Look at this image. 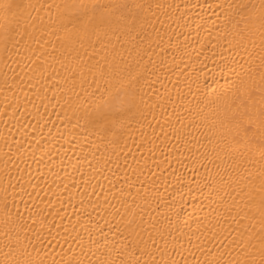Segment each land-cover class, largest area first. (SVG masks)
Here are the masks:
<instances>
[{
	"label": "bare ground",
	"instance_id": "6f19581e",
	"mask_svg": "<svg viewBox=\"0 0 264 264\" xmlns=\"http://www.w3.org/2000/svg\"><path fill=\"white\" fill-rule=\"evenodd\" d=\"M63 2L0 0V33L15 30L19 21L30 36H45L58 53L63 52L67 68L74 71L71 57L76 51L83 55V50L74 40L57 39L62 35L57 17L65 13ZM145 2L129 0L130 4ZM244 2L249 8L239 28L245 32L246 42H254L250 50L259 53L264 42V0ZM167 3L179 7L156 9L153 5L151 10H133L142 11L150 19L156 13L159 23H152L161 40L149 25L143 33L124 36L120 42L110 35L111 42H106V47L93 48L94 39L84 42L89 54L95 53L92 64L96 60L102 65L107 62L111 73L97 80L99 92L95 86L88 89L89 103L85 107L91 110L102 104L107 99L106 86L112 92L127 87L128 66H132V74H142L138 87L153 105L144 109L146 120L139 117L125 122L116 129V136L109 133L107 139L102 129L85 126V120L79 119L81 113L74 115L65 106L68 97L73 96L71 84L65 83L71 79L72 71L55 62L48 66V54L52 52L48 44L44 45L43 76L36 72L41 61L36 59L39 46L32 40L21 42L15 52L9 48L5 53L0 47V230H10L17 213L24 214L26 206L43 209L48 224L41 236L43 244L37 251L28 249V258L36 264H51L56 253L65 261L74 254L79 256L74 239L77 231L86 242L88 232L99 239L100 229L110 241H119V233L109 231L111 223H105L112 222L114 216L115 222L120 221L115 209L120 210L125 222L133 216L139 221L143 216L144 227L155 225L154 237L158 246L165 248L164 259L174 258L178 264L183 260L188 264H213L219 259V244L208 242L204 225L211 229L221 196L225 191L231 193L237 182L241 186L249 183L246 177L251 172L250 184L257 190L253 195L258 204L260 177L264 174L261 137L238 135L229 120L235 90L248 79V63L245 61L243 69L235 65V74L221 71L225 63L222 56H228L229 49L222 41L217 44L224 10L235 12L229 5L240 0ZM12 34L20 40L23 30ZM149 45L151 66L146 68L150 62L145 57L137 73L139 56L133 49L138 47L143 52ZM53 68L58 75H51ZM86 79L91 83L93 76L86 74ZM76 91H80L79 80ZM93 92L97 93L94 97ZM156 103L161 106L155 107ZM174 136L180 137L179 143ZM185 138H194V146L185 145ZM113 139L120 142L114 146L110 143ZM205 157H211L213 163L209 164ZM255 214L254 206L252 215ZM198 220L199 248L193 235ZM249 223L254 229L252 234L259 233V220L250 219L244 226ZM236 227L232 224V228ZM11 258L20 259L15 254Z\"/></svg>",
	"mask_w": 264,
	"mask_h": 264
},
{
	"label": "snow or ice",
	"instance_id": "6c2138e0",
	"mask_svg": "<svg viewBox=\"0 0 264 264\" xmlns=\"http://www.w3.org/2000/svg\"><path fill=\"white\" fill-rule=\"evenodd\" d=\"M153 5L156 9L179 7V5L167 3V0H146L145 3L131 4L129 0H64L62 7L65 9V13L57 17L62 35L57 36V39L74 40L83 50V55L80 54V51H76L75 55L71 57L74 62V71L67 68L63 52L58 53L56 46L52 45L45 36L39 38L30 36L28 28L21 25L19 21L15 30L6 29L0 33V47L5 53L8 52L9 48L15 52L18 51L21 42L27 43L29 39L32 40L39 46L37 51L40 53L36 57L38 61H41L36 72L39 76H43L45 74L44 45L48 44L52 48V52L48 54V66L52 67V62H55L72 71L71 79L65 83L71 84L70 91L75 100H73V96H69L65 101V106L74 115L77 112L81 113L79 119L85 120V126L96 128L98 131L102 129L103 137L107 139L109 133L116 136V129L122 128L125 122L139 117L146 120L147 116L144 115V109H151L153 105L149 103V100L145 98L138 87L142 74H132V66H128L127 87L121 86L112 92L106 86L104 92L107 93V99L91 110L85 107L89 103L88 89L95 86L99 92L97 80L106 79V73L109 75L111 73H109L107 62L102 65L100 60H96V63L92 64L95 53L90 55L85 49L84 42L89 41L91 43L94 39L96 43L91 45L93 48L97 45H105L106 47V42H111L110 35L115 38L116 42H120L124 36L143 33L149 25L156 32L157 40H161L162 37L156 30V25L152 23V20L159 23L156 13L153 12L150 19L142 11H133L145 8L151 10ZM49 7L52 5L50 4ZM219 7L224 9L222 4ZM232 8H235L236 11L224 10L222 23L217 29L219 33L217 44L222 41L223 45L229 49L228 56H222L225 63L221 71L227 70L235 74V65H239L243 69L244 63L247 61L248 69L245 75L248 79L242 81V86L235 90L234 110L230 113L229 120L238 135L243 134L245 137L256 139L259 134L261 146L264 148V42L261 44L259 53L250 50V46H255L254 42L251 40L246 42L245 32L239 28L241 22L245 20L249 6L244 0H240L238 4L229 5V9ZM261 22L264 26V14L261 16ZM213 23L215 24V21ZM21 28L23 35L20 40H17L12 33L16 31L19 34ZM162 30L161 27L160 31ZM166 35L167 33H165ZM209 43L211 42L209 41ZM157 47L159 48L161 45L157 43ZM133 51H136L139 56L135 63L137 73H139L140 64L145 57L150 62L146 68H150L152 61L151 46L149 45L143 52H140L138 47L134 48ZM85 60L87 61L86 64L84 63ZM115 67L113 65V71H115ZM86 74L93 76L91 83L86 79ZM51 75H58L54 68ZM77 80L80 81V91H76ZM96 94L93 92L91 96L94 97ZM82 100L83 103H81ZM154 106L159 108L161 105L156 103ZM149 114H151L150 111ZM173 138L178 143L180 142L179 136ZM193 140L194 138L191 140L185 138L184 144L193 145ZM119 142V139L110 141L114 146ZM191 150L188 148V151ZM261 157L264 159V151L261 152ZM205 158L208 159L209 164L213 163L211 157ZM251 178L252 173L248 172L246 179L249 183L241 186V183L237 182L231 193L225 191L224 196L220 198L219 211L214 218V223L211 224V229L208 228V225H204L208 242L219 244L217 249L219 259L214 260L213 264H264V174L260 177L258 204L253 195L257 190L251 187ZM225 197H229V199L225 200ZM82 204L83 201H81ZM254 206L256 207V214L252 215ZM115 213L121 217L120 221L115 222L114 216L112 222L105 221V223H111L109 231L114 229L119 233L121 237L119 241H110L104 229H100L99 239L94 238L92 233L88 232L86 242L77 231L74 239L77 241L79 256L74 254L72 259L65 261L59 253H56L52 256L51 264H178L174 258L164 259L165 248L158 246L154 237L155 225H152L151 228L144 227L143 216L140 217L139 221L133 216L125 222V217L121 215L119 209H115ZM45 217L46 213L43 209L26 206L24 214L17 213V220L10 230H0V252L4 254V259L0 260V264H36L35 261L28 258L30 257L28 249L32 248L33 251H37L38 247L42 246L41 236L44 230L48 228ZM88 219L91 220V214H89ZM250 219H258L260 222V231L256 235L252 234L254 229L250 223L247 227L244 226V222ZM200 223L198 220L197 228L193 233L196 235L197 248L200 247ZM232 224H236L237 227L232 228ZM185 226H189L187 221H185ZM189 243H191V237H189ZM69 250L71 251V246H69ZM14 254L18 255L20 259L11 258ZM46 255L48 254L46 253ZM58 256L60 257L59 261L57 260ZM40 264H43V261ZM180 264H188V261L183 260ZM196 264H199V261H196Z\"/></svg>",
	"mask_w": 264,
	"mask_h": 264
}]
</instances>
